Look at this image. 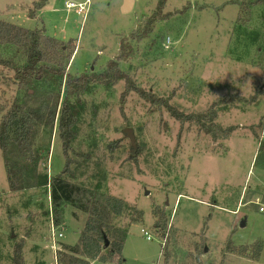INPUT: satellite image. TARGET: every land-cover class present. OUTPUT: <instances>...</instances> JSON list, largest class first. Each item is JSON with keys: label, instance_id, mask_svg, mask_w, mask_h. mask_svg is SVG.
Instances as JSON below:
<instances>
[{"label": "rangeland", "instance_id": "obj_1", "mask_svg": "<svg viewBox=\"0 0 264 264\" xmlns=\"http://www.w3.org/2000/svg\"><path fill=\"white\" fill-rule=\"evenodd\" d=\"M38 1L0 0V19L29 29L42 26L74 46L65 68L91 81L80 99L96 110L77 125L73 149L92 151L85 171L92 174L91 184L96 181L102 192L143 215L138 222L133 214L119 222L128 234L124 264H264V212L258 210L264 204V155L255 161L259 141L250 129L264 120V93L248 99L264 86V2L133 0L123 12L124 0H47L39 9ZM255 31L256 37L247 35ZM124 44L131 51L116 64L129 84L92 80L119 58ZM130 86L149 92L151 101ZM22 91L0 80V111ZM223 97L234 104H216V122L236 128L217 141L196 122L177 121L163 105L198 113ZM55 127L49 138L48 129L38 128L33 139L43 152L38 171L47 180L65 163ZM126 128L135 149L123 134ZM49 186L10 193L0 150V264L18 263L17 244L23 264L69 260L61 244H76L86 216L64 207L56 226ZM51 226L62 232L55 242ZM111 262L96 258L88 264Z\"/></svg>", "mask_w": 264, "mask_h": 264}, {"label": "trees", "instance_id": "obj_2", "mask_svg": "<svg viewBox=\"0 0 264 264\" xmlns=\"http://www.w3.org/2000/svg\"><path fill=\"white\" fill-rule=\"evenodd\" d=\"M164 1L159 0L158 3L163 5ZM46 2L47 0H39L35 3V8H42ZM247 35L256 37L258 32H248ZM120 48L119 58L110 60L101 72H92L95 75L92 80L106 85L118 80L129 84L128 76L116 63L126 58L131 48L126 44ZM73 51V45L69 46L68 42L49 36L42 26L29 29L0 19V80L23 90L3 113L0 111V150L6 168L7 187L10 193L17 194L27 189L50 185L52 214L56 226L62 219L64 207L75 209L86 216L78 231L76 244H61L69 257L64 264H88L89 260L96 258L104 263L113 261L111 263L124 264L122 249L128 234L119 222L128 214L135 215L138 222L143 215L141 210L129 206L125 200L102 192L96 181L91 184L92 174L85 171L91 162L92 151L73 149L77 125L81 124L88 111L92 117L96 110L94 105H85L80 99L81 94L91 90V81H87L84 76H71L65 68ZM19 56L24 57L22 62H18ZM6 70L13 73L7 75ZM130 89L139 93L144 101H151L149 92L135 89L134 86H130ZM261 93H264V86L257 88L255 95L248 99H255ZM29 102L36 103L30 105ZM216 104L225 106L234 103L231 97H223L204 112L186 114L168 102L163 105L174 119L182 123L196 122L200 129L217 141L229 136L236 126L225 127L216 122ZM263 126V119L250 126L252 134L260 144L255 161L261 154L264 155V136H259L258 133V130H262V135L264 134ZM54 127L62 143L65 163L60 172L47 180L46 174L42 175L38 171L39 158L43 152L41 147H33V139L38 128L45 131L48 129L46 134L49 138ZM70 152L72 153L69 154ZM76 156L80 159L73 158ZM82 176L87 181H82ZM73 213L71 212L72 215ZM157 215L155 224L159 226L162 218L159 212ZM51 227L57 233L60 232L54 226ZM60 233L63 237L62 232ZM104 236L109 241L107 246ZM50 237L52 239L51 232ZM256 247L259 256L262 243H257ZM20 250L21 246L17 244L14 247L17 264H23Z\"/></svg>", "mask_w": 264, "mask_h": 264}, {"label": "water", "instance_id": "obj_3", "mask_svg": "<svg viewBox=\"0 0 264 264\" xmlns=\"http://www.w3.org/2000/svg\"><path fill=\"white\" fill-rule=\"evenodd\" d=\"M132 4H133V0L130 3H127V4H125V0H124L123 1V5L120 7V10L123 11V12H127V11H129L132 8ZM123 134H124V136H126L128 138V140L131 142V145L135 149V142L133 141L134 138H133V134H132L131 128L130 129L129 128L124 129L123 130ZM104 240H105V246H107L109 244V241L107 240V238L105 236H104Z\"/></svg>", "mask_w": 264, "mask_h": 264}, {"label": "built area", "instance_id": "obj_4", "mask_svg": "<svg viewBox=\"0 0 264 264\" xmlns=\"http://www.w3.org/2000/svg\"><path fill=\"white\" fill-rule=\"evenodd\" d=\"M71 5H73L72 3L71 4H68L67 7H71ZM89 5V4H88ZM263 129H264V126H263ZM260 145V144H259ZM259 212H264V204L263 205H260L259 208H258ZM141 231L146 235V239L147 240H151V237L149 234L146 233L145 230L141 229ZM50 232H51V236H52V240L55 242L56 239H58V237H61V233L60 232H56V230H54L52 227L50 229Z\"/></svg>", "mask_w": 264, "mask_h": 264}, {"label": "bare ground", "instance_id": "obj_5", "mask_svg": "<svg viewBox=\"0 0 264 264\" xmlns=\"http://www.w3.org/2000/svg\"><path fill=\"white\" fill-rule=\"evenodd\" d=\"M132 0H125V4L130 3Z\"/></svg>", "mask_w": 264, "mask_h": 264}]
</instances>
